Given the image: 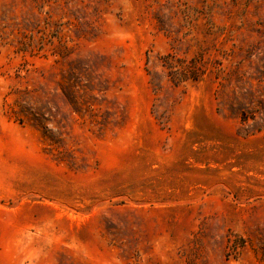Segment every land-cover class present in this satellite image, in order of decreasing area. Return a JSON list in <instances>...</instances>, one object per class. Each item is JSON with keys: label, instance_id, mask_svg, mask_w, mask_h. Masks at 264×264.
Segmentation results:
<instances>
[{"label": "rangeland", "instance_id": "374dc122", "mask_svg": "<svg viewBox=\"0 0 264 264\" xmlns=\"http://www.w3.org/2000/svg\"><path fill=\"white\" fill-rule=\"evenodd\" d=\"M0 264H264V0H0Z\"/></svg>", "mask_w": 264, "mask_h": 264}]
</instances>
